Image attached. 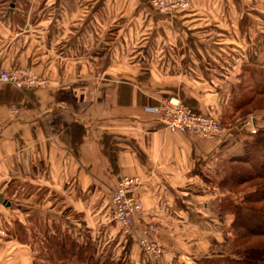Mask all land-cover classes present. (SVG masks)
Returning a JSON list of instances; mask_svg holds the SVG:
<instances>
[{"label":"crops","instance_id":"0c3cea01","mask_svg":"<svg viewBox=\"0 0 264 264\" xmlns=\"http://www.w3.org/2000/svg\"><path fill=\"white\" fill-rule=\"evenodd\" d=\"M189 2L165 15L146 0H0V71L50 80L0 84V195L10 203L0 205V264L38 258L30 231L127 264L220 252L219 183L255 135L251 119L264 118V104L240 115L264 96V0ZM164 98L232 126L216 140L172 133L151 112ZM123 178L141 180L131 234L110 221ZM146 239L163 243L162 257L144 254Z\"/></svg>","mask_w":264,"mask_h":264},{"label":"trees","instance_id":"16d2710c","mask_svg":"<svg viewBox=\"0 0 264 264\" xmlns=\"http://www.w3.org/2000/svg\"><path fill=\"white\" fill-rule=\"evenodd\" d=\"M184 13L187 12L175 15ZM226 166V175L219 183L222 192L238 193L247 186L242 201L232 212L230 227L235 250L229 256L203 259L196 264H264V130L246 139L242 154L228 159ZM223 204L222 213L227 214ZM48 243L50 250L60 252L62 264H127L124 258L102 260L92 245L79 244L69 235Z\"/></svg>","mask_w":264,"mask_h":264},{"label":"built area","instance_id":"2783aa9c","mask_svg":"<svg viewBox=\"0 0 264 264\" xmlns=\"http://www.w3.org/2000/svg\"><path fill=\"white\" fill-rule=\"evenodd\" d=\"M155 11L174 15L189 9L188 0H146ZM0 84H7L15 89L26 90L48 88L50 80L38 75L31 69L14 67L0 71ZM159 117V121L172 133H184L190 137L203 139H218L223 136L220 123L209 116L196 113L177 98L161 99L157 106L151 109ZM16 113V111H15ZM252 134H256L252 127ZM141 185L139 178H123L112 193V211L110 221L120 225L128 234L134 229L135 218L143 210L142 201L134 196V191ZM5 236V233H1ZM145 255L149 258H160L164 252L162 242L146 239L141 242Z\"/></svg>","mask_w":264,"mask_h":264},{"label":"rangeland","instance_id":"374dc122","mask_svg":"<svg viewBox=\"0 0 264 264\" xmlns=\"http://www.w3.org/2000/svg\"><path fill=\"white\" fill-rule=\"evenodd\" d=\"M190 9H191V4H190L189 9L186 10L185 12H189ZM252 100L250 102L251 106L249 108L246 107L245 110H243L242 112L240 111L241 117L244 116L248 112H254V110H256L254 107H256V106L259 107L260 104L261 105L264 104V96H262V97L258 96V98H254ZM255 117H258V116H255ZM213 119H215V118H213ZM252 119H251V121H252ZM215 120L217 121V123L221 124V126L223 128V136H224V134L226 133L227 129H229L232 126L231 122L229 120H227L226 117L223 118V119H217L216 118ZM251 125H252V122H251ZM252 127H253V125H252ZM218 139H219V137H218ZM210 140H216V139H210ZM226 170H227V166H226ZM246 189H247V186L245 187V189L244 188H240L238 190V193H235V192L234 193H228V192L225 193V192H223V195L225 196V198H224L225 201L223 202L224 203L223 206H225L226 210H227L226 223H227L228 229H227V231L220 232L222 234L218 237V242H217V246H216L218 248V250H220V252H218L217 254L212 256L214 258H218L219 259V258H223V257L229 256V255H231L234 252L233 250H235V248L233 246L234 245V240H235L234 237L235 236L232 233L231 227H230V225H231V223L233 221L232 212H233V209L236 206V204H238L239 202L242 201V199H243V197H244V195L246 193ZM220 192H222V191L220 190ZM15 198H16V196H15ZM11 232L14 235H17L18 233L21 236L23 235L20 231H15L14 230V231H11ZM30 233H32V235L34 236L33 240H32L33 243H34L33 247L37 250V254H38V258H35V261L32 264H62L64 259L62 258L60 252L59 251L56 252V250H52V249L50 250V248L47 247L48 241H46V240H48V238L45 237L41 231H30ZM31 238L32 237H31V234H30V239ZM200 259H202V257ZM200 259H199V261H202ZM199 261H196V262L198 263Z\"/></svg>","mask_w":264,"mask_h":264},{"label":"water","instance_id":"95a60500","mask_svg":"<svg viewBox=\"0 0 264 264\" xmlns=\"http://www.w3.org/2000/svg\"><path fill=\"white\" fill-rule=\"evenodd\" d=\"M252 125H253V129L255 130L256 133H260V131L264 130V118L262 116H258V117H253L252 119ZM0 205H7L10 206V203H8V201H6L2 195H0Z\"/></svg>","mask_w":264,"mask_h":264}]
</instances>
